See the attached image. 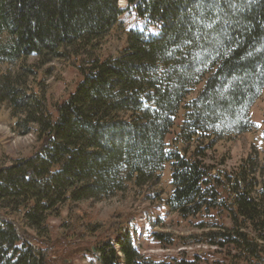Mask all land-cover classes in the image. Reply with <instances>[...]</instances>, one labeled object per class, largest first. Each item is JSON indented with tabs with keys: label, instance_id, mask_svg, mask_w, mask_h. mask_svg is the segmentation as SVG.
I'll list each match as a JSON object with an SVG mask.
<instances>
[{
	"label": "trees",
	"instance_id": "1",
	"mask_svg": "<svg viewBox=\"0 0 264 264\" xmlns=\"http://www.w3.org/2000/svg\"><path fill=\"white\" fill-rule=\"evenodd\" d=\"M121 1L0 0V111L7 106L13 132L39 143L29 158L0 159V264H71L83 253L99 264H172L144 259L133 216L95 222L86 247L85 215L74 212L130 184L148 198L167 166L168 211L182 220L225 214L230 227L185 239L153 232L154 241L234 252L230 264H264V160L253 149L234 170L224 155L210 163L220 143L255 129L264 0H123L125 9ZM125 15L126 43L103 57V41ZM73 55L80 80L53 106L39 73ZM182 111L173 142L187 151L167 142Z\"/></svg>",
	"mask_w": 264,
	"mask_h": 264
},
{
	"label": "rangeland",
	"instance_id": "2",
	"mask_svg": "<svg viewBox=\"0 0 264 264\" xmlns=\"http://www.w3.org/2000/svg\"><path fill=\"white\" fill-rule=\"evenodd\" d=\"M124 5L125 3H122L121 7L124 8ZM130 22L128 15H125L120 25L106 37L102 43L103 57L116 52L120 45L126 43ZM75 59L76 57L73 55L69 59L55 61L39 73L40 79L43 80V88L47 92L50 103L53 106L64 100L80 80L78 71L73 66ZM35 62L36 58L33 56L28 63L34 64ZM48 69L50 71L46 74ZM201 89L202 87L195 89L189 99L195 98ZM183 115L184 111L180 113L176 128L168 137L167 142L169 148L174 149L177 147L180 150L184 149L185 151L186 149L187 151V147L173 142L179 132ZM251 119L255 129L234 141L220 143L216 148V154L211 153L210 155V163L212 165H216L217 159L224 155L226 156L228 170H234L252 153L253 149H256L261 159L264 160V92L251 111ZM14 122L11 118L10 110L7 106H4L0 111V159L5 164H12L17 160L29 158L39 148L36 135L30 134L21 137L13 132L11 125ZM162 175L161 185L157 190L151 189L148 198L141 194L133 184H130L126 193L119 194L114 199L85 203L74 209V212L80 210V213L85 215L81 222L87 230L85 238L88 244H85V246H90L89 242L93 239L91 230L96 227L95 222L109 225L115 220L120 221L133 216L135 221L130 227L136 229V245L146 261H165L176 264L173 261L174 259L182 260L184 258L187 261H192L194 257L199 256L201 259L197 262L200 264H230L235 255L234 252L203 245L163 248L154 241L151 237L153 232L174 234L185 239L192 235H202L207 231H219L225 226L230 227V222L225 214L222 216V220L218 218L216 212L189 220H182L168 211L165 208V200L170 196L173 189L171 186L170 166L166 167ZM145 198L148 200L146 201ZM69 213L68 209L63 213L64 224L62 227L64 230L69 227ZM61 224L60 222H52V226L56 229ZM133 225H135L134 228ZM55 233L56 237L62 236L61 230H57ZM200 249L205 253H199ZM59 254L63 256L64 249H60ZM71 264H99V262L91 254L83 253L75 256L71 260Z\"/></svg>",
	"mask_w": 264,
	"mask_h": 264
},
{
	"label": "snow or ice",
	"instance_id": "3",
	"mask_svg": "<svg viewBox=\"0 0 264 264\" xmlns=\"http://www.w3.org/2000/svg\"><path fill=\"white\" fill-rule=\"evenodd\" d=\"M122 2H123V0H122Z\"/></svg>",
	"mask_w": 264,
	"mask_h": 264
}]
</instances>
